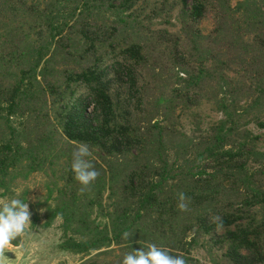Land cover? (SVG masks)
I'll list each match as a JSON object with an SVG mask.
<instances>
[{
    "label": "trees",
    "instance_id": "trees-1",
    "mask_svg": "<svg viewBox=\"0 0 264 264\" xmlns=\"http://www.w3.org/2000/svg\"><path fill=\"white\" fill-rule=\"evenodd\" d=\"M174 9L176 29L153 27ZM121 78L123 101L110 92ZM202 102L221 115L206 126ZM251 124L264 128V0H0V197L46 174L44 225L61 219L58 248L76 264H119L149 243L186 264L197 248L221 250L212 264H264ZM81 144L99 173L83 192L70 171Z\"/></svg>",
    "mask_w": 264,
    "mask_h": 264
},
{
    "label": "rangeland",
    "instance_id": "rangeland-1",
    "mask_svg": "<svg viewBox=\"0 0 264 264\" xmlns=\"http://www.w3.org/2000/svg\"><path fill=\"white\" fill-rule=\"evenodd\" d=\"M237 1L238 0H230V5H235ZM176 13L177 9L171 11L169 20L173 23L172 25L160 23V20L162 19H157L155 24H153V27L158 28L164 26L168 28V30L176 29L179 26ZM199 27L201 28V32L203 34H206L213 27V19L210 14L200 20ZM149 79L150 77H147L146 81ZM111 85L112 87L110 92L112 93L114 99L123 101L125 96L124 92L127 88L125 79H114ZM153 88L154 87H152V89ZM195 108H198L199 116L197 118L200 122H202V126H206L208 122L221 117L220 113L213 111L209 104L205 102H202L200 106ZM176 114H178V111ZM175 126L177 129L190 135L193 134L195 130L194 121L187 115H180ZM249 128L254 133L261 135V139L258 142V148L264 149V128H258L252 124L249 125ZM48 181L49 177L40 171L30 173L25 179L19 178L16 180L17 184L14 188L21 185L26 188L37 184L39 185L33 186V188L26 189L25 191L26 200L29 203V210L32 213V223L28 232L21 238L20 244L17 245V247H19V250L23 252L24 264H76L82 258L81 254H74L58 248V243L61 241L62 235L60 228L61 219L56 217L48 226L44 225L46 220L45 203H53V195L47 197L49 191ZM34 197H39L43 201L37 200L33 203ZM4 198L5 197H0V200ZM39 209L44 211L40 212L38 211ZM210 252L213 256L207 252L206 248H197L192 251V254L195 258H197L199 264H212V262L209 261L210 258H220L221 250L214 248L211 249ZM6 254L10 259L15 258V254L11 251H8ZM106 256L111 257V254ZM13 264H15V261H13Z\"/></svg>",
    "mask_w": 264,
    "mask_h": 264
},
{
    "label": "clouds",
    "instance_id": "clouds-1",
    "mask_svg": "<svg viewBox=\"0 0 264 264\" xmlns=\"http://www.w3.org/2000/svg\"><path fill=\"white\" fill-rule=\"evenodd\" d=\"M91 155L87 145H78L73 153L70 162V171L73 178L81 185L80 191L83 192L91 182L99 175L88 157ZM33 186H39L33 185ZM33 186L25 187L23 185L13 188V195L10 198L0 200V264H24L23 252L19 247L14 246L12 241L22 238L29 230L31 225V215L29 203L22 198L26 189ZM40 197V196H39ZM39 197L33 198V203L37 200L43 201ZM185 195L180 193L178 196L177 207L185 210L187 205L184 203ZM43 209V208H41ZM39 209L38 211H41ZM130 234L124 232L122 238L128 240ZM125 253L119 264H186L183 256L172 255L167 247L158 246L155 243L147 244L146 248L134 249ZM11 251L15 254L14 259H10L6 254Z\"/></svg>",
    "mask_w": 264,
    "mask_h": 264
}]
</instances>
